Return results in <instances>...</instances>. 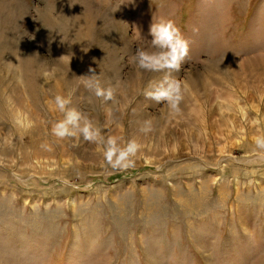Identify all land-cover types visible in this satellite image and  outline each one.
I'll return each instance as SVG.
<instances>
[{
	"label": "rangeland",
	"instance_id": "obj_1",
	"mask_svg": "<svg viewBox=\"0 0 264 264\" xmlns=\"http://www.w3.org/2000/svg\"><path fill=\"white\" fill-rule=\"evenodd\" d=\"M161 19L189 43L177 116L144 95L163 73L129 59ZM90 67L115 103L78 79ZM56 94L103 135L136 138V166L52 136ZM257 135L264 0H0V264H264Z\"/></svg>",
	"mask_w": 264,
	"mask_h": 264
},
{
	"label": "clouds",
	"instance_id": "obj_2",
	"mask_svg": "<svg viewBox=\"0 0 264 264\" xmlns=\"http://www.w3.org/2000/svg\"><path fill=\"white\" fill-rule=\"evenodd\" d=\"M148 35L151 37L148 39V46L137 47L129 58L130 62L145 72L163 73L160 79L149 82L144 95L158 104H166L169 114L177 116L182 112L184 93L181 82L175 79L172 73L180 70L188 56L189 43L171 20L161 19L159 22H153ZM55 71V68L51 71L45 70L43 76L45 78L53 76ZM88 71L90 75H83L78 79L82 80L85 87L103 103L109 101L115 103L118 85L105 84L91 67ZM49 103L50 106L54 104L55 110L62 115V118L51 124L52 136L58 140L82 138L85 142L101 145L105 163L113 171H126L136 166V156L141 148L136 138L123 140L103 135L101 129L87 114L72 106L69 97L56 94ZM151 131L153 126L150 120L140 123V133L148 134ZM253 142L256 149L264 152V135L254 136ZM44 147L51 151L49 146ZM0 164H3V158H0Z\"/></svg>",
	"mask_w": 264,
	"mask_h": 264
}]
</instances>
